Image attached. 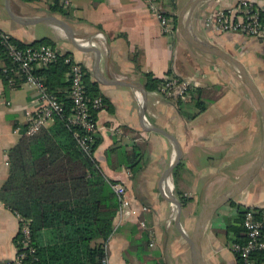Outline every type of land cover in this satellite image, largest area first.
<instances>
[{
  "label": "crops",
  "instance_id": "0c3cea01",
  "mask_svg": "<svg viewBox=\"0 0 264 264\" xmlns=\"http://www.w3.org/2000/svg\"><path fill=\"white\" fill-rule=\"evenodd\" d=\"M159 1L175 19L171 34L162 32L145 0H70L69 6L61 4L66 14L49 12L44 0H0V30L25 43L50 38L59 52H70L83 65L88 80L106 100L96 115L99 140L93 155L108 179L124 185L134 212L120 217L117 209L104 264H192L185 235L198 212L246 172L262 146L261 112L239 73L190 41L202 39L237 57L264 96V39L233 31L216 33L203 24L208 13L227 9L237 0ZM253 1L264 14V0ZM47 16L66 22L85 51L54 23H25ZM145 73L158 79L179 76L198 86L190 100L174 101L158 87L147 89ZM35 93L27 83L14 86L0 75V186L9 174L8 150L26 125V110L37 106ZM142 124L168 131L179 141L182 166L175 178L171 171L162 182L176 157L173 138L145 130ZM114 147L118 152L141 151L137 173L118 163L116 150L109 151ZM177 192L188 196L181 204L183 232L176 208L165 197L172 193L179 200ZM233 200L205 226L201 238L205 264H238L230 249L236 236L228 220L236 214V204L264 206V165ZM20 218L0 201V264H9L16 255Z\"/></svg>",
  "mask_w": 264,
  "mask_h": 264
},
{
  "label": "trees",
  "instance_id": "16d2710c",
  "mask_svg": "<svg viewBox=\"0 0 264 264\" xmlns=\"http://www.w3.org/2000/svg\"><path fill=\"white\" fill-rule=\"evenodd\" d=\"M48 11L66 14L59 0H54L48 6ZM260 16L264 22L262 12ZM8 40L19 48L39 44L54 47V42L48 37L29 43L13 36ZM6 50L0 40V59L3 60L0 75L6 82L12 80L10 82L18 86L23 76L14 73L16 64ZM67 56H71L70 52L60 53L56 61L33 69L35 75L43 78L48 91L56 95L64 110L62 115L54 116L49 127L42 128L36 134L27 135L26 125L20 129L19 141L8 150L10 169L0 186V201L22 218L30 220L31 245L35 248L37 264H104L105 243L113 231V219L119 203L111 186L114 181L104 175L94 156L86 154L76 141L74 131H84L67 123L72 113L70 81L66 77L71 63L65 61ZM144 77L147 89L159 87L161 79L153 77L151 73H145ZM84 83L89 96H101L96 84L88 80L87 73ZM103 103L106 105L104 98ZM198 108L201 110L203 107ZM99 110H92L95 119ZM98 140L95 133L92 153ZM114 150L118 154V163L137 173L141 151L134 148L118 152V147L109 151L113 153ZM181 166L182 161L172 169L174 178ZM177 194L180 203L184 204L182 194ZM230 203H234V200ZM235 207L237 211L228 220V228L233 230L236 241L242 243L246 241L242 220L247 207L240 204ZM19 238L17 235L16 242ZM235 256L238 264H241L239 255ZM251 256L255 264H264V250H256Z\"/></svg>",
  "mask_w": 264,
  "mask_h": 264
},
{
  "label": "built area",
  "instance_id": "2783aa9c",
  "mask_svg": "<svg viewBox=\"0 0 264 264\" xmlns=\"http://www.w3.org/2000/svg\"><path fill=\"white\" fill-rule=\"evenodd\" d=\"M44 1L46 5L54 3V0ZM145 1L148 3L152 13L157 17L162 32L171 34L175 28L174 17L165 12L159 0ZM59 3L69 6L70 0H59ZM261 12L262 9L253 0H237L235 4L227 9H216L208 13L204 18L203 24L216 33L233 31L246 36L264 39V22L261 20ZM10 36L6 31L0 30V40L6 47L10 59L16 64L13 71L17 75H22V82L32 86L36 92L37 106L34 109L26 110L25 113V133L33 135L44 128L48 121H52L54 116L62 115L64 110L56 95L48 91L43 78L35 75L33 69L56 61L58 55L63 52H59L49 44L19 48L8 40ZM65 61L71 63L66 77L70 81L69 95L72 102V113L67 118V123L84 131V133L74 131V136L80 148L86 154L93 155L91 144L94 140V134L97 133L98 125L93 117L92 110H98L103 107V98L101 96H89L86 93L84 83L85 69L80 62L76 61L72 56H67ZM3 70L5 71L6 68L3 67ZM197 86L191 80L174 75H165L161 79L158 89L165 98L174 101H188ZM117 132L121 133V129H118ZM111 186L119 203L118 215L123 217L128 213H133L134 211L130 209V202L126 196L124 185L113 182ZM139 225L142 229L146 228L143 220L139 221ZM242 225L245 229L246 241L242 243L232 241L230 249L233 253L239 255L241 264H255L251 254L256 250H264V236H262L264 206H247ZM18 236L20 238L16 245V255L9 264H37L35 248L31 245L29 219L20 218ZM149 237L151 239L150 245H153L152 231L149 232Z\"/></svg>",
  "mask_w": 264,
  "mask_h": 264
},
{
  "label": "water",
  "instance_id": "95a60500",
  "mask_svg": "<svg viewBox=\"0 0 264 264\" xmlns=\"http://www.w3.org/2000/svg\"><path fill=\"white\" fill-rule=\"evenodd\" d=\"M210 1V0H206ZM193 4L191 3V9H193ZM34 22H48V23H54L55 25L65 29L70 37V39L73 42V45L81 50L85 51V48L77 41V39L73 36V33L70 32L66 22L63 20L56 18V17H40L37 19L30 20L29 22L25 23H34ZM191 43L201 49L202 51L209 53L213 56H216L222 61L229 64L233 69H235L239 75L241 76L242 80L247 85L250 93L254 97L256 103L258 104L259 110L261 112L262 120H263V141L262 146L251 163V165L248 167L246 172L237 180L235 181L227 190L220 193L213 199H211L208 203H206L198 212L196 219L193 224V228L191 232L188 235H185V239L189 246L190 256L192 264H205L202 250H201V238L205 229V226L207 225L208 221L210 220L211 216L224 204L228 203L232 199H234L235 196H237L241 191H243L249 183L252 181V179L255 177L257 172L261 169V167L264 165V96L261 92V90L256 85L252 75L247 70L245 65L235 56L231 55L228 52H225L218 47L211 45L207 43L206 41H203L202 39H198L196 42L195 40H191ZM142 114L144 115V108L142 109ZM143 129L145 130H153L160 132L164 135H169L173 138L175 146H176V157L175 160L171 163V165L166 169V171L163 174L162 182H164L169 174L171 173L172 169L178 164L180 161L182 151L179 144V141L171 135L168 131L157 129L153 127H147L145 124H142ZM164 194L166 192L163 190ZM166 199L173 204V206L176 208V222L180 229V231L183 232L181 229V221L180 216L182 213V205L180 201L174 196L172 193L168 196H166Z\"/></svg>",
  "mask_w": 264,
  "mask_h": 264
},
{
  "label": "rangeland",
  "instance_id": "374dc122",
  "mask_svg": "<svg viewBox=\"0 0 264 264\" xmlns=\"http://www.w3.org/2000/svg\"><path fill=\"white\" fill-rule=\"evenodd\" d=\"M49 122V121H48ZM178 198H179V196H178ZM183 198L185 199V204H186V202L188 201V196H186V195H183ZM180 201V200H179Z\"/></svg>",
  "mask_w": 264,
  "mask_h": 264
}]
</instances>
